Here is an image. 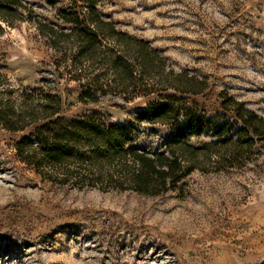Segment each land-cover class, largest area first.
<instances>
[{
    "label": "rangeland",
    "instance_id": "rangeland-1",
    "mask_svg": "<svg viewBox=\"0 0 264 264\" xmlns=\"http://www.w3.org/2000/svg\"><path fill=\"white\" fill-rule=\"evenodd\" d=\"M22 1L27 20L48 23L73 6ZM99 11L161 49L176 72L208 81L196 100L209 111L227 93L264 117V0H101ZM27 20H0V72L11 88L59 94L67 117L102 108L114 122L136 120L145 99L78 103L79 86L56 81L57 54ZM142 129L139 143L159 147L160 128ZM21 135L0 128V264H264V154L241 170L195 171L148 197L43 182L16 156Z\"/></svg>",
    "mask_w": 264,
    "mask_h": 264
},
{
    "label": "trees",
    "instance_id": "trees-1",
    "mask_svg": "<svg viewBox=\"0 0 264 264\" xmlns=\"http://www.w3.org/2000/svg\"><path fill=\"white\" fill-rule=\"evenodd\" d=\"M100 2L73 0L48 23L27 20L22 0H0L2 23L34 22L57 54L56 81L66 77L79 86L78 103L147 100L127 123L114 122L102 108L67 117L59 94L20 93L0 72V128L22 134L14 150L23 165L54 186L160 197L195 171L241 170L263 156L264 117L227 93L220 110L209 111L196 100L208 81L176 72L161 49L105 20ZM3 33L0 23V38ZM143 125L160 128L161 134L152 132L161 137L159 147L139 143Z\"/></svg>",
    "mask_w": 264,
    "mask_h": 264
}]
</instances>
